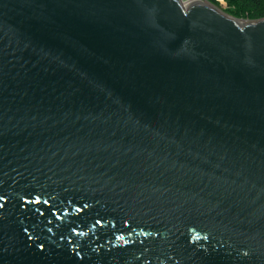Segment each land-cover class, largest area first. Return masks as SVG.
<instances>
[{
    "label": "water",
    "instance_id": "water-1",
    "mask_svg": "<svg viewBox=\"0 0 264 264\" xmlns=\"http://www.w3.org/2000/svg\"><path fill=\"white\" fill-rule=\"evenodd\" d=\"M0 264H264V18L0 0Z\"/></svg>",
    "mask_w": 264,
    "mask_h": 264
},
{
    "label": "trees",
    "instance_id": "trees-1",
    "mask_svg": "<svg viewBox=\"0 0 264 264\" xmlns=\"http://www.w3.org/2000/svg\"><path fill=\"white\" fill-rule=\"evenodd\" d=\"M221 7V0H205ZM228 9L225 11L241 20H258L264 18V0H224Z\"/></svg>",
    "mask_w": 264,
    "mask_h": 264
},
{
    "label": "rangeland",
    "instance_id": "rangeland-1",
    "mask_svg": "<svg viewBox=\"0 0 264 264\" xmlns=\"http://www.w3.org/2000/svg\"><path fill=\"white\" fill-rule=\"evenodd\" d=\"M183 2H185L186 0H182ZM221 7H220V10H222L223 12L227 13L225 10L228 9V5L227 3L224 1V0H221ZM229 14V13H227ZM230 15V14H229ZM245 21V20H243Z\"/></svg>",
    "mask_w": 264,
    "mask_h": 264
},
{
    "label": "bare ground",
    "instance_id": "bare-ground-1",
    "mask_svg": "<svg viewBox=\"0 0 264 264\" xmlns=\"http://www.w3.org/2000/svg\"><path fill=\"white\" fill-rule=\"evenodd\" d=\"M196 1H198V0H186L184 3H185V5H190L191 3L196 2Z\"/></svg>",
    "mask_w": 264,
    "mask_h": 264
}]
</instances>
